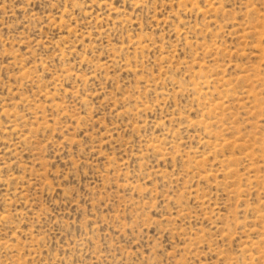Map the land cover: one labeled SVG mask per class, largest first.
I'll return each mask as SVG.
<instances>
[{
	"label": "rangeland",
	"instance_id": "rangeland-1",
	"mask_svg": "<svg viewBox=\"0 0 264 264\" xmlns=\"http://www.w3.org/2000/svg\"><path fill=\"white\" fill-rule=\"evenodd\" d=\"M0 264H264V0H0Z\"/></svg>",
	"mask_w": 264,
	"mask_h": 264
}]
</instances>
